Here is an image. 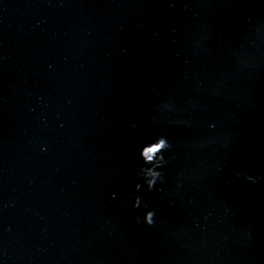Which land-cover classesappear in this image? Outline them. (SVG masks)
Listing matches in <instances>:
<instances>
[{"label":"water","instance_id":"water-1","mask_svg":"<svg viewBox=\"0 0 264 264\" xmlns=\"http://www.w3.org/2000/svg\"><path fill=\"white\" fill-rule=\"evenodd\" d=\"M0 264H264V0H0Z\"/></svg>","mask_w":264,"mask_h":264},{"label":"clouds","instance_id":"clouds-1","mask_svg":"<svg viewBox=\"0 0 264 264\" xmlns=\"http://www.w3.org/2000/svg\"><path fill=\"white\" fill-rule=\"evenodd\" d=\"M151 144H160L161 147L160 149H158L157 153H153L149 150L148 156L152 157V160L144 159V151L143 149H141V158L143 163L139 170V175L143 177L144 183L148 186L149 190L153 189L157 181L163 182V174L159 169L162 168L165 163H167L163 153L171 148V143L164 136L156 137L155 140L151 142ZM147 147H149L150 149L151 145H147ZM148 165H151V168H149ZM243 178L245 182L251 181L253 183H255L258 179V177L256 176L247 174H244ZM137 187H140V185L137 184ZM137 200H139V197L137 198ZM153 216L154 211L148 210L144 214L143 221L148 225H152ZM137 222H140L139 217H137Z\"/></svg>","mask_w":264,"mask_h":264}]
</instances>
